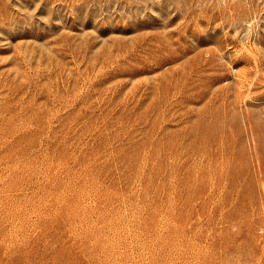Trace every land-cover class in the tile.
Returning a JSON list of instances; mask_svg holds the SVG:
<instances>
[{
    "label": "rangeland",
    "instance_id": "obj_1",
    "mask_svg": "<svg viewBox=\"0 0 264 264\" xmlns=\"http://www.w3.org/2000/svg\"><path fill=\"white\" fill-rule=\"evenodd\" d=\"M0 264H264V0H0Z\"/></svg>",
    "mask_w": 264,
    "mask_h": 264
}]
</instances>
